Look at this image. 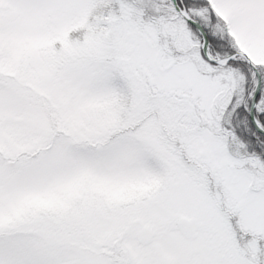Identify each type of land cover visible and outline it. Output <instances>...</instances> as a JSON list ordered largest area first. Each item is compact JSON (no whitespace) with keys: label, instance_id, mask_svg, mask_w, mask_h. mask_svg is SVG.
<instances>
[{"label":"snow or ice","instance_id":"obj_1","mask_svg":"<svg viewBox=\"0 0 264 264\" xmlns=\"http://www.w3.org/2000/svg\"><path fill=\"white\" fill-rule=\"evenodd\" d=\"M0 264H264V0H0Z\"/></svg>","mask_w":264,"mask_h":264}]
</instances>
